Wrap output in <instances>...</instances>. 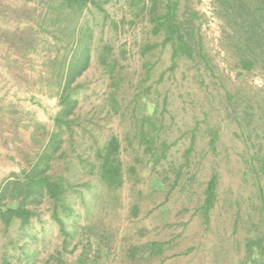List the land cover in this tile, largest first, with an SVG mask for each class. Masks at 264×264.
Returning a JSON list of instances; mask_svg holds the SVG:
<instances>
[{"label":"rangeland","instance_id":"rangeland-1","mask_svg":"<svg viewBox=\"0 0 264 264\" xmlns=\"http://www.w3.org/2000/svg\"><path fill=\"white\" fill-rule=\"evenodd\" d=\"M50 2L0 0V191L8 181L22 179L46 150L62 111L59 78L51 70L59 67L58 53H71L39 29ZM96 2L100 8L84 9L74 20L91 36V62L73 86L76 106L67 117L73 133L65 126L50 170L73 184L65 210L57 214L66 233L48 198L31 201L28 224L0 219V264H264V254H256V261L247 247L259 238L264 247V72L240 75L234 69L221 45L212 0H183V5L184 14L200 17L195 23L213 74L183 63L170 71L169 48L143 55L145 44L162 42L152 37L147 13L126 0ZM105 47L112 63L118 61V88H111L100 62ZM140 81L150 92L137 99ZM112 91L118 113L108 100ZM226 91L240 103L244 131L232 121ZM144 112L162 117V140L173 145L155 168L136 137ZM112 136L120 142L124 171L116 190L91 174L87 163ZM181 165V180L172 189ZM213 174L219 178L218 203L206 224L199 208ZM155 243L163 253L152 252Z\"/></svg>","mask_w":264,"mask_h":264},{"label":"trees","instance_id":"trees-1","mask_svg":"<svg viewBox=\"0 0 264 264\" xmlns=\"http://www.w3.org/2000/svg\"><path fill=\"white\" fill-rule=\"evenodd\" d=\"M126 1L132 9L147 13L152 37L162 38L161 44H145L142 47L143 55L158 47L169 48L172 64L170 71H176L183 63L192 64L205 73L209 71L213 74L212 60L205 51L200 28L195 23V20H200V17L195 12L190 15L184 14L183 0ZM212 4L215 15L221 22L222 48L233 59L234 69L238 70L240 75L255 70L264 72V0H212ZM49 5L50 12L46 15L45 25L40 26L39 29L51 36L53 42L57 44L55 46H61L66 53H71L70 56L58 53L55 62H60L59 67L51 68V72H54L59 78L57 85L61 89L62 111L55 120L56 130L52 133L46 150L39 155L40 157L32 164L30 170L23 174L22 179L8 181L1 188L0 219L6 225H10L16 220H21L22 224L26 225L29 223L31 215L29 202L32 201L31 204H34L43 198H48L53 205L57 223L66 233L64 223L57 214L61 209L65 210L66 196L71 191L73 184L63 176L57 177L51 174L50 170L55 154L61 150V145L64 143L62 137L65 126L69 128L67 117L72 115L75 110L76 101H73L72 95L73 90L77 87L73 89V86L88 71L91 62V36L83 25L79 22L75 23L74 20L79 21L84 9L90 11V7L100 8V5L96 0H51ZM29 29L28 34L33 31L31 27ZM33 40H29V42H33ZM20 43L25 47L34 45L30 43L26 46L22 41ZM104 50L105 54L100 58L101 65L111 79V88H118L120 74H115L114 68L118 61L116 60L113 64L109 57L110 48L105 47ZM149 77L148 72L146 78ZM138 87L137 99L142 98L143 94H149L150 88L144 89L141 81ZM116 96V93L112 91L108 100L112 110L118 113L120 107ZM226 98L228 112L233 116L232 121H235L237 126L243 127L244 131V125L239 118L240 103L238 100L235 101L236 98L229 91H226ZM133 110L135 111L136 107ZM248 116L252 117L251 113ZM161 118L144 112L136 121V128H138L137 123H140L139 130H136V137L140 145L144 147V154L149 157L148 164L154 168L168 159V153L173 147L172 144H169L167 137L162 140V130H165L166 126ZM69 131L73 133L71 128ZM193 139L195 138L193 137ZM210 144L215 147V139ZM192 151L193 147L191 146L185 153L186 165L190 161ZM119 153L120 142L117 137L112 136L103 146L97 147L93 161L89 162L88 160L87 162L90 165V173L96 174L110 190L119 189L124 183L123 164ZM183 168L184 165H181L178 170H175L176 176L172 189L180 182ZM260 168L264 172V159H262ZM218 186L219 178L213 174L206 183L203 202L199 208L201 217L206 224L210 223L211 212L218 203ZM7 200L17 201L18 206L16 208L7 207ZM247 247L250 254L255 255L256 261V254H264L260 238L256 242L250 241ZM151 250L154 254L163 253L160 244H152ZM132 254L135 255L134 252Z\"/></svg>","mask_w":264,"mask_h":264}]
</instances>
